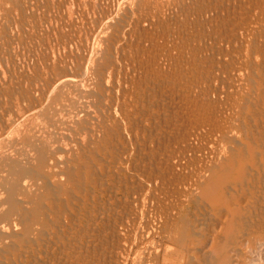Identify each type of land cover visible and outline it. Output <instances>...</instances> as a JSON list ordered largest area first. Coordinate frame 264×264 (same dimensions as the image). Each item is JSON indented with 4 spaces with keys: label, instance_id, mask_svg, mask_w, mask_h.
Segmentation results:
<instances>
[{
    "label": "bare ground",
    "instance_id": "bare-ground-1",
    "mask_svg": "<svg viewBox=\"0 0 264 264\" xmlns=\"http://www.w3.org/2000/svg\"><path fill=\"white\" fill-rule=\"evenodd\" d=\"M255 257L264 0H0V264Z\"/></svg>",
    "mask_w": 264,
    "mask_h": 264
},
{
    "label": "rangeland",
    "instance_id": "rangeland-1",
    "mask_svg": "<svg viewBox=\"0 0 264 264\" xmlns=\"http://www.w3.org/2000/svg\"><path fill=\"white\" fill-rule=\"evenodd\" d=\"M250 256H251V255H250ZM256 258H257V257H255V262H254V260H253V261H251L253 264H254V263H255V264H258V262H257ZM247 260H250V259L248 258ZM248 264H251V263H248Z\"/></svg>",
    "mask_w": 264,
    "mask_h": 264
}]
</instances>
